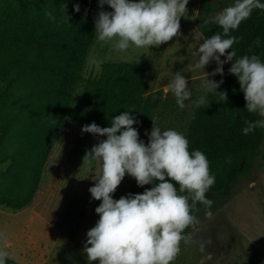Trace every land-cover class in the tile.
<instances>
[{"label": "rangeland", "instance_id": "obj_1", "mask_svg": "<svg viewBox=\"0 0 264 264\" xmlns=\"http://www.w3.org/2000/svg\"><path fill=\"white\" fill-rule=\"evenodd\" d=\"M96 2L97 0L0 1V57L26 56L30 44L38 42V37L33 34L38 18H44L45 22L52 25V34L58 39L54 49H42V58L34 62L37 70L34 73L27 72L17 86L32 95L31 104L26 105L23 99L12 93L0 99V104L8 109L14 106L22 109L18 122L22 125L11 129L5 137L0 132V155H4L13 145L26 146L24 159L36 165L30 169V176L36 174L39 162L42 163L46 158L39 194L30 205L15 207L0 204V233L7 236L9 257L21 264H89L83 249L87 232L99 220L95 209L102 201L90 197L88 218L74 242L64 233L69 225H66L65 211L57 201L72 166L83 167L94 173L100 169V162L83 164V160L86 153L101 140L91 133L82 132L83 126L69 115H62L61 120L56 122L58 116L54 110L57 109V101L55 90L51 87L53 73L50 68L51 62H64L83 14L88 6H93ZM233 2L234 0H189L187 10L180 19L181 35L159 47L136 48L130 45L127 51L117 52L112 48L115 41H99L96 33L88 50L83 80L73 94L72 106H76L84 97L86 80L99 77L105 62L139 63L147 70L148 94L159 97L154 109L153 125L144 132L140 140L147 145L153 127L161 131L176 130L184 135L191 123L193 111L208 108L213 102L212 92L202 87L206 74H209V80L217 82L219 77H226L231 67L225 63L223 76H212L210 74L218 67L215 60H212L204 69L192 73L189 71V66L199 60L198 55H193L194 50L207 39L203 32V27L208 25L205 21L215 17ZM76 4L80 6L79 12L74 10ZM105 11L114 10L105 4ZM48 12L55 17L54 22L46 15ZM194 34H198V37L194 38ZM220 59L225 60V56ZM177 72L188 80L187 87L191 92L190 99L184 101V109L177 106L174 94L166 90ZM1 89L0 84V93ZM200 96H204L210 103L197 107L195 101ZM10 163L11 160H8L0 165V171ZM130 178L126 173L112 194L113 199L127 196ZM95 183L94 180L93 186ZM227 186L226 193L209 191L205 194L207 199L214 201L211 207L213 215L210 219L207 218L202 205L195 214L198 222L191 226L190 233L186 236L187 242L181 241V251L172 264H264V142L252 165ZM92 264L99 262L94 261Z\"/></svg>", "mask_w": 264, "mask_h": 264}, {"label": "clouds", "instance_id": "obj_2", "mask_svg": "<svg viewBox=\"0 0 264 264\" xmlns=\"http://www.w3.org/2000/svg\"><path fill=\"white\" fill-rule=\"evenodd\" d=\"M188 3L189 0H99L101 9L107 4L114 11L98 13L97 39L104 43L115 41L112 48L117 52L127 51L130 45L159 47L181 35L180 19ZM254 9L264 10V3L235 0L232 6L205 21L219 25L223 37L227 38L216 34L204 39L193 52L199 60L189 66V71L204 69L215 60L218 67L210 75L223 76V65L232 62L229 72L238 78L246 100L245 108L249 113L264 117V63L256 55H245L235 61V51L226 55V50L232 49L237 42L236 37L229 35L230 30L237 29L242 21L250 18ZM74 10L80 11L79 4L74 5ZM46 15L55 21L50 12ZM197 37L198 34H194V38ZM255 43L259 45V38ZM225 55L222 61L220 58ZM208 75L202 87L216 92L223 80L217 83L209 80ZM187 85L188 80L177 72L166 86L180 109L185 108L184 101L191 97ZM219 93L217 102L227 101L226 92ZM209 103L204 96L195 101L197 107ZM136 123L135 117L126 111L112 118L110 127L101 128L93 122L82 128V132L107 137L94 145L83 160V164L100 162V169L93 176L96 183L89 189L92 198L102 201L95 209L99 220L87 232L83 249L89 264L94 261L99 264H172L181 251V241L187 242L185 229L198 222L192 215L197 202L204 205L207 218L213 215L214 201L207 199L205 194L214 185L215 177L210 174L205 154L200 150L190 153L189 141L172 129L161 131L153 127L146 145L133 127ZM245 124L244 135L256 128L264 129V119L245 120ZM126 173L138 186L152 184L153 187L145 189L143 194L113 199L112 194ZM176 185H179V193L187 195L178 194ZM0 241V264H6L9 252L4 233H0Z\"/></svg>", "mask_w": 264, "mask_h": 264}, {"label": "trees", "instance_id": "obj_3", "mask_svg": "<svg viewBox=\"0 0 264 264\" xmlns=\"http://www.w3.org/2000/svg\"><path fill=\"white\" fill-rule=\"evenodd\" d=\"M260 2L264 3V0ZM101 10L105 11V5L101 9L99 0L95 5L88 6L77 26L75 40L68 49V56L62 63L59 60L51 62L50 70L53 73L51 87L55 90L57 101V109L54 110L58 116L56 122L65 114L83 127L95 122L96 125L104 128L111 126L112 118L128 111L138 121L133 127L137 129L140 139L153 125L154 109L159 100V97L152 93L148 94L147 70L142 64L128 61L105 62L100 76L86 80L84 97L76 106H72L74 91L83 80L88 50L96 36L95 21ZM44 20V18L37 19L33 34L38 37V42L35 45L31 43L30 48L27 47L26 56L0 57L2 85L0 99L12 93L17 98L23 99L26 105L31 104L32 95L18 89L17 86L27 72L34 73L37 70L34 62L42 58L41 55L44 54L41 53L42 49H54L58 44V39L52 34V25ZM203 32L207 38L216 34L227 38L223 37L222 28L214 23L209 22L204 26ZM229 35L236 37L237 42L233 44L232 49L226 50V55L235 51L234 61L245 55L249 57L256 55L264 63V10L254 9L250 18L242 21L237 29L230 30ZM257 38L260 40L259 45L255 43ZM227 63L232 66V62ZM221 80L223 83L216 92H212V104L208 108L193 111L191 123L184 136L189 141V152L200 150L208 160L210 174L215 177V183L208 192L226 193L227 185L230 186L252 165L264 142L262 128H256L248 135L243 134L242 130L247 126L245 120L256 121L264 117L247 111L244 92L236 76L228 72L226 77H219L217 83ZM219 92H226L227 101L217 102L220 99ZM21 110L18 106L8 109L0 104L2 137H5L11 129L22 125L18 123ZM92 135L99 140L107 138ZM26 152V146L13 145L4 155H0V165L11 160L7 168L0 171V204L28 206L38 196L46 158L42 163L39 162L36 174L30 176V169L36 165L24 159ZM42 152H44L43 148ZM93 176L95 173L92 170L72 166L58 196L57 204L64 209L65 222L69 225L64 229V233L72 242L78 239L79 232L88 218L91 197L89 189L94 184ZM152 187V184L138 186L131 176L126 197L130 194H143L145 189L150 190ZM176 187L178 194L187 195L186 192L179 193V185ZM191 203L189 199V204ZM202 205L197 202L196 207L192 209V215L195 216L197 209ZM190 229L191 226L185 229V236L190 233ZM6 264L21 263L9 257Z\"/></svg>", "mask_w": 264, "mask_h": 264}]
</instances>
